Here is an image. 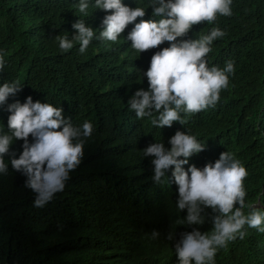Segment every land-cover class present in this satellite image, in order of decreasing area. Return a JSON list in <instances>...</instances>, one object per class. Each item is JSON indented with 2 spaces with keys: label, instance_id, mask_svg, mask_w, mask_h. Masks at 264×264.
Returning <instances> with one entry per match:
<instances>
[{
  "label": "trees",
  "instance_id": "trees-1",
  "mask_svg": "<svg viewBox=\"0 0 264 264\" xmlns=\"http://www.w3.org/2000/svg\"><path fill=\"white\" fill-rule=\"evenodd\" d=\"M123 2L134 8L147 0ZM76 3L0 0V50L7 61L0 84L18 79L23 86L0 108L4 132L8 104L24 103L28 96L62 108L64 118L74 125L87 120L94 126L80 165L63 191L42 207L35 206L36 193L25 187L27 177L4 157L8 173L0 175V264H179L175 244L181 234L194 227L210 231L212 225L177 223L187 211L177 209L172 169L162 182H155L153 158L143 156V150L156 142L170 149L168 141L177 131L189 132L205 150L190 157L185 170L191 165L202 169L230 151L248 171L246 204L264 207V0H233L231 17L195 25L183 37L199 39L216 25L226 32L207 57L209 66L235 61V75L217 105L182 114L187 122H174L171 128L153 127L145 118L129 140L113 134L108 119L127 111L128 100L141 87L147 90V78L142 80L136 69L146 72L155 52L169 44L137 54L126 40L133 23L115 44L93 40L83 54L79 45L63 53L53 40L56 36L67 32L71 38L78 19L99 30L106 15L90 7L83 16ZM144 19H153L151 8ZM22 144L14 140L10 147L16 158ZM153 231L159 233L155 238ZM248 232L244 240L221 249L216 264H264V233Z\"/></svg>",
  "mask_w": 264,
  "mask_h": 264
},
{
  "label": "clouds",
  "instance_id": "clouds-1",
  "mask_svg": "<svg viewBox=\"0 0 264 264\" xmlns=\"http://www.w3.org/2000/svg\"><path fill=\"white\" fill-rule=\"evenodd\" d=\"M232 3L233 0H147L145 5L133 8L123 0H94V3L78 0L74 6L83 16L89 15L90 7L106 13L101 29L94 30L84 19H78L72 24L75 34L71 38L65 32L53 40L63 53L79 45V52L83 54L93 40L115 44L128 25L134 23L126 40L137 54L156 49L165 42L169 44L155 52L146 72L136 69L142 80L147 78V90L141 87L128 100L127 111L108 119L113 134L129 140L145 118L153 127L171 128L174 122L181 125L187 122L182 114H198L217 105L221 92L229 88L230 77L235 75V61L229 59L223 67L209 66L207 57L214 41L223 39L226 32L216 25L199 39L183 37L195 25H214L218 17H231ZM148 8L152 9L153 19L146 20ZM5 55L0 50V73L7 64ZM22 90L18 79L0 84V108ZM7 111L10 113L8 132L0 125V175L8 173L4 157L9 156L11 167L27 177L25 187L36 193L35 206L42 207L63 191L70 173L80 165L94 126L87 120L82 125H74L64 118L62 108L34 102L31 96L24 103L8 104ZM14 140L23 141L19 158L10 152ZM168 142L170 149L156 142L143 150V156L153 158V180L162 182L166 172L172 169L178 189L177 209L187 211V216L177 223L202 226L210 222L212 225L210 231L201 232L194 227L191 232L181 234L175 244L179 264H216L218 252L237 239L244 240L249 229L264 233V207L246 204L248 171L234 153L223 152L215 163H208L202 169L191 165L185 170L189 158L205 150L204 143L182 131H177ZM129 145L130 142L126 146ZM208 209L210 213L206 212ZM158 235L153 231V238Z\"/></svg>",
  "mask_w": 264,
  "mask_h": 264
}]
</instances>
